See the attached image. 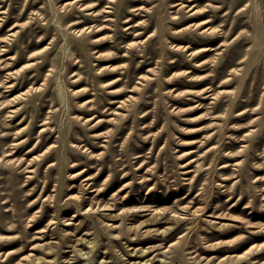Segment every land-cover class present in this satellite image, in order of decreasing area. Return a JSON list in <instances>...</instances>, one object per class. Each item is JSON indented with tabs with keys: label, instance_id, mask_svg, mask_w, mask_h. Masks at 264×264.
<instances>
[{
	"label": "rangeland",
	"instance_id": "obj_1",
	"mask_svg": "<svg viewBox=\"0 0 264 264\" xmlns=\"http://www.w3.org/2000/svg\"><path fill=\"white\" fill-rule=\"evenodd\" d=\"M0 5V264H264V0Z\"/></svg>",
	"mask_w": 264,
	"mask_h": 264
},
{
	"label": "bare ground",
	"instance_id": "obj_2",
	"mask_svg": "<svg viewBox=\"0 0 264 264\" xmlns=\"http://www.w3.org/2000/svg\"><path fill=\"white\" fill-rule=\"evenodd\" d=\"M71 1V0H70ZM73 2H69V3H66L67 5H70V4H72ZM78 3V2H77ZM88 4V3H87ZM80 5H83V3L81 4L80 3ZM0 8H3V6L2 5H0ZM3 12H5L4 10H1L0 11V13H3ZM90 14H95V10L94 11H92V12H90ZM0 20H4L3 19V17H0ZM2 21H0V25L2 24ZM76 21H78V20H76ZM207 21L208 20H203V21H201L200 22V24H202V23H207ZM24 22V21H23ZM76 23H79V22H74V24H76ZM198 23V22H197ZM70 24V23H69ZM71 26V25H70ZM88 26V25H87ZM102 27H103V25H102ZM87 29V27H81V28H76L74 31L76 32H83V31H85ZM73 31V30H72ZM6 38H9V37H6ZM98 38V37H97ZM10 40V39H9ZM206 47V46H205ZM44 48V47H43ZM202 48V47H201ZM211 47H207V48H204V50H208V49H210ZM1 50H4V49H1ZM40 50V49H39ZM39 50H37V51H39ZM197 50V49H196ZM193 51H195V50H193ZM192 51V52H193ZM35 51H33V53H34ZM32 53V52H31ZM30 60V59H29ZM29 63H31V61L29 62ZM21 68V67H20ZM15 74V73H14ZM212 90V88H211V86H209V87H205V88H203L200 92H204V93H209V91H211ZM27 91V90H26ZM23 92H25V91H23ZM22 95V94H21ZM15 98V97H14ZM111 118H113V117H111ZM45 131V130H44ZM86 144V143H85ZM54 146V145H53ZM56 146V145H55ZM87 148V147H86ZM49 149V148H48ZM93 153V152H92ZM94 154V153H93ZM227 164H224V165H222V167L223 166H226ZM85 171V170H84ZM82 173V172H81ZM95 176V175H94ZM87 182V181H86ZM95 182V181H94ZM85 184V183H84ZM88 187V186H87ZM78 194V193H77ZM75 194H73V196H74ZM40 220V219H39ZM39 222V221H38ZM141 222V221H140ZM145 222V221H144ZM141 223H143V222H141ZM178 223V222H177ZM39 224V223H38ZM181 229V226H178V228H175V229H173L172 231H171V233L168 235V237H172L173 235H175L176 234V232H178L179 230ZM167 237V238H168ZM82 239H84V238H82ZM177 240V239H176ZM175 241V240H174ZM226 241V240H225ZM17 242H19L18 240H15L14 242H11V244H7L8 246H11V245H15ZM94 241L92 240V241H89V243H93ZM176 243H177V241H175ZM175 242H172L170 245H173ZM168 247V246H167ZM144 249V248H143ZM33 259H37V261L38 260H41V257H36V258H33ZM43 259V258H42ZM207 262V261H206ZM138 264V263H137Z\"/></svg>",
	"mask_w": 264,
	"mask_h": 264
}]
</instances>
